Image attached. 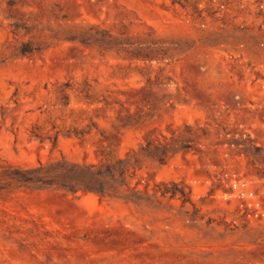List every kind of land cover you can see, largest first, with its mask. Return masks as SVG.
<instances>
[{
  "label": "rangeland",
  "instance_id": "rangeland-1",
  "mask_svg": "<svg viewBox=\"0 0 264 264\" xmlns=\"http://www.w3.org/2000/svg\"><path fill=\"white\" fill-rule=\"evenodd\" d=\"M0 264H264V0H0Z\"/></svg>",
  "mask_w": 264,
  "mask_h": 264
},
{
  "label": "trees",
  "instance_id": "trees-1",
  "mask_svg": "<svg viewBox=\"0 0 264 264\" xmlns=\"http://www.w3.org/2000/svg\"><path fill=\"white\" fill-rule=\"evenodd\" d=\"M39 170L41 167L38 168ZM36 169L33 170H6L4 171V174L7 176L14 178L17 181H22V182H41V183H46L44 182L42 178H39L38 176H34V173H36ZM94 175H99V173H94ZM94 192L97 193L99 196H104L105 190L98 184L97 188H93ZM161 193V195H166L170 194V196H178L182 200L183 203L188 201L187 197V192H185L184 188L178 187L177 184L171 183L170 186L163 185L162 187L158 188Z\"/></svg>",
  "mask_w": 264,
  "mask_h": 264
}]
</instances>
